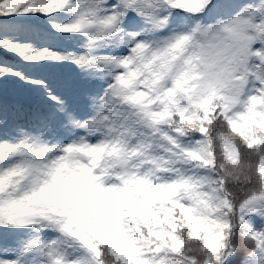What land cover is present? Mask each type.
I'll use <instances>...</instances> for the list:
<instances>
[{
	"label": "snow or ice",
	"instance_id": "6c2138e0",
	"mask_svg": "<svg viewBox=\"0 0 264 264\" xmlns=\"http://www.w3.org/2000/svg\"><path fill=\"white\" fill-rule=\"evenodd\" d=\"M0 264H264V0H0Z\"/></svg>",
	"mask_w": 264,
	"mask_h": 264
}]
</instances>
